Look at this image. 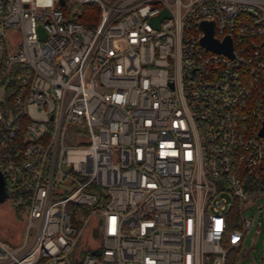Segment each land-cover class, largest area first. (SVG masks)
Returning a JSON list of instances; mask_svg holds the SVG:
<instances>
[{"label": "built area", "instance_id": "1", "mask_svg": "<svg viewBox=\"0 0 264 264\" xmlns=\"http://www.w3.org/2000/svg\"><path fill=\"white\" fill-rule=\"evenodd\" d=\"M203 23L233 57L202 44ZM8 75L0 172L25 226L17 245L0 238V264L239 251L264 195V0H0V87ZM93 223L99 244L81 247Z\"/></svg>", "mask_w": 264, "mask_h": 264}, {"label": "rangeland", "instance_id": "2", "mask_svg": "<svg viewBox=\"0 0 264 264\" xmlns=\"http://www.w3.org/2000/svg\"><path fill=\"white\" fill-rule=\"evenodd\" d=\"M3 97V88L0 87ZM230 200L229 195H225ZM243 217L251 220V228L246 231L239 251H232L233 264H264V195L258 196L255 202L242 212ZM24 213L13 209L9 198L0 200V238L10 244L17 245L24 237ZM92 225L91 236L83 237L81 247H96L99 239ZM90 238V239H89Z\"/></svg>", "mask_w": 264, "mask_h": 264}, {"label": "trees", "instance_id": "3", "mask_svg": "<svg viewBox=\"0 0 264 264\" xmlns=\"http://www.w3.org/2000/svg\"><path fill=\"white\" fill-rule=\"evenodd\" d=\"M97 13H98V10L95 5L85 6L83 8V14L80 15V17L78 18V21L83 22L86 25L91 24V19L97 18ZM1 87L3 88L4 101H0V110L11 109L13 111L15 108L13 104V97L16 94L18 86H17L15 79L12 77V75H8L2 79ZM13 113L15 112L13 111ZM15 125L18 128V130L23 131L24 126H25V120L19 119L17 120V123H15ZM106 202H107V199L105 197H100L98 204L100 206H104ZM233 263H234V259L230 252V254L228 255L226 264H233Z\"/></svg>", "mask_w": 264, "mask_h": 264}, {"label": "water", "instance_id": "4", "mask_svg": "<svg viewBox=\"0 0 264 264\" xmlns=\"http://www.w3.org/2000/svg\"><path fill=\"white\" fill-rule=\"evenodd\" d=\"M62 3H64V0H62ZM170 14L168 12V10H164L162 11V13L155 19V22L158 23L159 20L163 17H169ZM202 28L205 32V37L202 39V44L215 51L218 53H224L228 56L233 57V47L231 44V39L228 38L227 41L224 44H218L217 41L213 38V34H214V26L213 23H203L202 24ZM42 31V35L43 37H45V32L43 30ZM262 135H264V130L262 131ZM11 193L8 190V186H7V182L4 178V176L2 175V173L0 172V200H3L5 198H10Z\"/></svg>", "mask_w": 264, "mask_h": 264}, {"label": "crops", "instance_id": "5", "mask_svg": "<svg viewBox=\"0 0 264 264\" xmlns=\"http://www.w3.org/2000/svg\"><path fill=\"white\" fill-rule=\"evenodd\" d=\"M243 244V243H242Z\"/></svg>", "mask_w": 264, "mask_h": 264}]
</instances>
